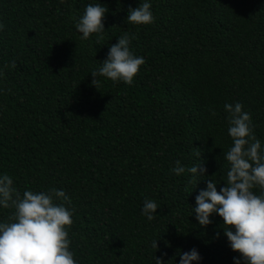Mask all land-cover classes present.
Here are the masks:
<instances>
[{
    "label": "trees",
    "instance_id": "16d2710c",
    "mask_svg": "<svg viewBox=\"0 0 264 264\" xmlns=\"http://www.w3.org/2000/svg\"><path fill=\"white\" fill-rule=\"evenodd\" d=\"M141 2L0 0V176L21 195L65 191L77 264H168L193 248L199 264H235L222 218L201 227L193 208L230 168L225 104L243 106L264 148V0H148L154 22L127 24ZM97 3L103 39L82 40L73 17ZM125 33L146 62L131 85L100 77L97 90L90 73ZM194 148L207 176L175 175L177 160L200 162ZM146 199L160 206L153 220ZM13 212L0 206V222Z\"/></svg>",
    "mask_w": 264,
    "mask_h": 264
},
{
    "label": "clouds",
    "instance_id": "9594fccd",
    "mask_svg": "<svg viewBox=\"0 0 264 264\" xmlns=\"http://www.w3.org/2000/svg\"><path fill=\"white\" fill-rule=\"evenodd\" d=\"M107 12L108 8L100 3L88 4L82 16L78 19L73 17L82 40H87L92 34L103 39L101 34L105 31L103 21ZM153 22L148 0H143L136 8L129 7L127 24L147 25ZM131 39L133 37L127 33L120 36L118 43L111 45L101 66L91 71V83L97 90L101 86L100 77L128 85L133 83L146 61L130 50ZM9 67L15 68V61ZM224 109L228 113V135L233 144L223 152V156L230 168L224 183L205 179L206 189L200 190L196 196L193 213L199 225L205 228L213 223V215L222 218L220 227L229 246L240 254L234 257L235 264H264V148L254 134L250 114L243 111L239 102L225 104ZM194 155L200 159L198 164L186 169L177 160L171 171L177 176L187 171L193 179L207 176L202 150L194 148ZM218 185L223 186L218 190ZM255 189H259L260 194H256ZM70 204L71 199L63 190H25L21 195L14 187L12 177L7 174L0 176V206L14 209L8 222H0V264H77L69 250L68 228L73 224L74 213V209L66 207ZM159 207L154 200L146 199L142 215L153 220ZM219 236L218 231L216 238ZM151 247L159 250L158 240H153ZM163 255L166 257L167 252ZM176 256L180 258L179 264H199L202 259L196 248L178 250ZM176 256L168 264L173 260L176 264ZM156 264H165L163 257L156 256Z\"/></svg>",
    "mask_w": 264,
    "mask_h": 264
}]
</instances>
